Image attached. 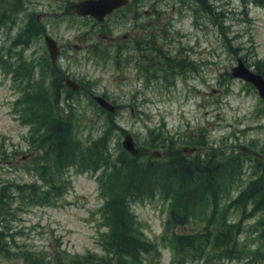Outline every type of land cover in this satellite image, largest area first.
<instances>
[{
	"label": "rangeland",
	"instance_id": "obj_1",
	"mask_svg": "<svg viewBox=\"0 0 264 264\" xmlns=\"http://www.w3.org/2000/svg\"><path fill=\"white\" fill-rule=\"evenodd\" d=\"M156 1L139 0L137 23L111 24L114 33H135L138 26V33L153 37L151 50L138 52L123 39L115 52L93 46L101 42L93 36L102 29L76 15V0H0V188L7 189L11 209L0 218V264H25L27 254L39 255L41 264H264V211L252 201L237 203L264 175V100L253 85L230 77L238 60L264 70V5ZM47 35L63 47L56 65ZM67 78L81 91L69 88ZM95 96L115 105L116 113L104 111ZM42 99L60 102L72 141H82V151L57 175L51 162L41 167L46 128L31 112ZM127 133L141 146L138 165L155 169L142 191L139 183L129 188L132 155L122 145ZM105 137L107 153L85 159V151ZM186 147L199 151L188 156ZM156 150L166 156L151 157ZM176 152L190 162L212 159L217 170L220 163L228 167L201 184L203 192L208 185L215 188L216 197L192 198L186 226L170 220L174 195L168 186L174 182L165 185L163 175ZM52 182L58 194L38 205L42 198L31 196L43 195ZM118 192L129 196L121 200ZM114 212L128 215L136 236L156 248L139 263L119 260L106 243ZM234 225L238 253L231 258L214 251L202 259L175 253V233L215 234Z\"/></svg>",
	"mask_w": 264,
	"mask_h": 264
},
{
	"label": "trees",
	"instance_id": "obj_2",
	"mask_svg": "<svg viewBox=\"0 0 264 264\" xmlns=\"http://www.w3.org/2000/svg\"><path fill=\"white\" fill-rule=\"evenodd\" d=\"M252 1L257 5H264V0ZM256 72L264 76V70H260L258 68V71ZM38 105H40V108L38 111L35 110V113L31 112V116L34 122L38 123V125H43L46 128V134L41 140L42 148L40 152L42 154L45 153V155L41 158V167L44 162H51L52 164L50 167L53 169L54 175H57L58 169L61 172L67 162L71 161L74 153L76 154L78 151H82V141H72V132L67 127L63 116H61L59 101L53 103L47 99H42ZM106 139L107 137L102 139L101 142H95L91 147H89L83 155L84 158L86 159V155L90 156L91 159H88L90 162L93 161V158H102L108 151V144L105 143ZM174 156L175 159H173L171 163H168L166 168L163 169L165 185L168 186L171 182H174V184L168 186L175 197L172 199L173 212L170 220L173 225L186 226L185 224L188 219L187 211L190 206H192L191 204H193V201L191 202L192 198L206 193H210L215 196L213 191L215 188L208 185L206 188L208 192H203L204 188L201 184H204L206 180H215V175L218 173L223 175V172H225L228 167L227 164L220 163V168L217 170V163H215L212 159L211 161L202 162L199 160H193L190 162L188 161L189 159L186 158V156H183L180 152H176ZM137 158L138 157L132 156V173L134 179L129 188L134 190L135 183L136 185L139 183L142 186H137L136 189L138 191H142L143 184L154 178L155 172L153 171H155V169H153L150 165H138ZM121 160L122 159H119V165L122 166ZM118 168L119 167H117V169ZM145 168H147V170ZM180 172L184 173L185 176L191 180L189 181V184H191L192 187H188V184L181 182ZM177 182L181 185L175 188V184ZM30 189L35 188L34 186H30ZM6 190V188H0V218L4 217L8 211H11L6 200ZM28 192H36V190H29ZM118 193L120 194L121 200H124L125 197L129 196L126 192ZM55 194H58V192H56L54 183L52 182L50 189L43 195L39 193L37 195L35 193L34 196L31 197L33 199H38V197L42 198L41 202L38 203V205H40V203L50 200ZM245 201H252V203H255L257 206L258 211H264V175H261L257 180L251 182L247 190L241 193L237 203L246 204ZM111 205L115 208L112 203ZM112 218H115L116 220H109L113 230L109 238H106V243L110 250L113 251L114 256L118 257L119 260L139 263L143 254H149L156 249L147 240H143L136 236L135 231H133V229L127 224V221L129 220L128 215L120 213L116 214L114 212V216H112ZM121 219H124V221L121 222ZM238 228L239 226L237 225L226 226V228H223V230L215 234L212 231L206 230L202 233L195 234L194 236L175 233L173 234L175 253L193 255L202 259L208 252L214 251L218 255L224 253L226 258H231L238 253V251H233L234 248L237 247V242L234 241L231 234L233 231L236 232ZM3 235V232L0 230V254H3L5 251L4 246L1 245L5 237ZM24 262L25 264H41L42 260L39 255L37 258L36 254L35 256H33V254H27L24 258Z\"/></svg>",
	"mask_w": 264,
	"mask_h": 264
},
{
	"label": "water",
	"instance_id": "obj_3",
	"mask_svg": "<svg viewBox=\"0 0 264 264\" xmlns=\"http://www.w3.org/2000/svg\"><path fill=\"white\" fill-rule=\"evenodd\" d=\"M126 3L124 0H102L100 2L89 1L79 3L75 5L76 12L79 15L87 16L91 15L102 21L104 17L110 13L114 8L119 7ZM46 45L49 49V54L54 63L57 62L60 55V49L57 42L49 35L45 37ZM232 79H239L246 83L253 85L258 91L260 97L264 100V76L257 73L253 68L246 66V64L238 60L237 66L233 67L230 73ZM66 85L73 91L77 92L80 90V85L73 81L71 78H67L65 81ZM95 102L106 112L114 114L117 111V107L110 103L107 99L102 96H95ZM123 148L132 156L138 157L141 154V146L135 140L132 134L127 133L124 136ZM197 148L186 147L183 149L184 154H193L197 152ZM163 153L159 150L153 151L151 156L153 158H161Z\"/></svg>",
	"mask_w": 264,
	"mask_h": 264
},
{
	"label": "flooded vegetation",
	"instance_id": "obj_4",
	"mask_svg": "<svg viewBox=\"0 0 264 264\" xmlns=\"http://www.w3.org/2000/svg\"><path fill=\"white\" fill-rule=\"evenodd\" d=\"M89 1L100 2L102 0H76V4L89 2ZM124 1L126 3H124L123 5H121L119 7L114 8L110 13H108L104 17V19L102 21H99L98 19H96L95 17H93L91 15H87V16L79 15L76 12V8H75V13L78 17L92 21L93 22L92 27L95 26L97 28L102 29L101 32H99L95 36H93L94 38H101V42L96 41L93 46L97 45L96 47H101L106 51H109V50L112 51L113 50L116 52L123 47L122 41L124 39L125 42L128 43V45L130 47L133 46L135 48V50L138 52H145V51L151 50L150 47H151V43L153 42V37L148 35L143 30L140 33H138V26L137 25H136L137 27L135 28V33H132L131 31L130 32L126 31L125 33H123V32L122 33L111 32V29H112L111 24H113L112 22L115 19H117L118 21H131V22L133 21L135 23L138 22L139 0H124ZM161 1L163 2V0H157L156 3L161 2ZM75 5H74V7H75ZM149 12H153V9H151ZM132 15H133V17H132ZM115 25L121 26L122 23L119 22V23H116ZM100 43H103L106 47H103L102 44H100ZM57 44H58V47L60 49V54H61L63 47H62V45L59 44V42H57ZM89 50L93 51L94 49L92 50V48H89ZM48 51H49V49H48ZM59 57H60V55H59ZM59 57H58V60H59ZM50 58H51V56H50ZM58 60L56 63H54L51 59L52 63L55 65L58 63ZM79 91H81V86H80ZM198 151H199V149H198ZM197 152H195L193 154H189V155L185 154V155L191 156V155H195ZM165 156H166V154L163 153L162 157H165Z\"/></svg>",
	"mask_w": 264,
	"mask_h": 264
}]
</instances>
